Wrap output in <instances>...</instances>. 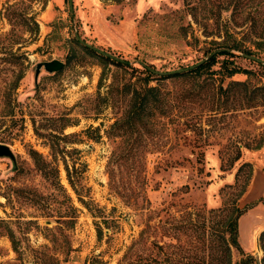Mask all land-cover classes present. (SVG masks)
<instances>
[{
  "label": "rangeland",
  "instance_id": "1",
  "mask_svg": "<svg viewBox=\"0 0 264 264\" xmlns=\"http://www.w3.org/2000/svg\"><path fill=\"white\" fill-rule=\"evenodd\" d=\"M71 2L72 17L66 0H0V143L15 160L13 165L0 157V264L197 262L200 229L186 228L190 218L199 225L200 212L234 202L247 205L238 218V244L258 261L264 103L262 91L251 87H264V0ZM30 17L38 24L32 39ZM74 31L133 68L143 61L158 71L193 64L211 49L237 47L185 83L163 85L186 96L183 109L171 117L181 115L176 133L170 124L167 131L160 124L153 128L150 119V136L110 138L106 130L114 109L102 96L126 78L135 80L137 72L83 49ZM247 50L262 63L241 56ZM51 59L62 61V68L41 69L34 80L35 63ZM233 66L245 73L226 77ZM112 96L122 99L118 92ZM63 114L74 121L59 133ZM52 141L59 150L52 165L74 209L58 190L52 194L28 154L33 149L49 159L46 143ZM64 165L76 168L85 205L70 189ZM170 242L178 245V255ZM238 258L232 249V263Z\"/></svg>",
  "mask_w": 264,
  "mask_h": 264
},
{
  "label": "trees",
  "instance_id": "2",
  "mask_svg": "<svg viewBox=\"0 0 264 264\" xmlns=\"http://www.w3.org/2000/svg\"><path fill=\"white\" fill-rule=\"evenodd\" d=\"M30 21L31 26L27 28L28 34L30 35L29 39H32V37L38 32V24L33 17H30ZM4 36H7V34H5ZM74 41L77 42L75 39ZM211 42L216 43V40H211ZM255 45L260 46V43H256ZM224 47V49L232 50L236 49L237 46L230 45ZM82 48L97 56L102 61H105V63L114 64L115 66L120 68H132L135 69L137 72V77L135 78V80H131V78H126L120 86H113L111 91L110 89L107 90L102 96L103 100L107 102L108 107L114 109L112 121L110 122V124L108 125V129L106 130L107 136L110 138L120 136L121 133H128L129 135L136 134L137 138L140 139L144 137V134L150 136L152 134V131L148 127L149 125H151V122L149 121L150 119H153V128L155 127V125L160 124L161 130L167 131L169 130L168 124H170L171 127L173 126V132L176 133L179 130L176 126L178 124L179 118H181V115L176 116L175 120L171 117L173 115V112L177 113L183 109V103L186 99V96L184 91H182L183 89L177 90L174 85L169 88H165L163 85L166 83V81L172 80H179V84L185 83L186 78L198 76V74L203 69H208V66L214 63L215 58L218 55H232V52L223 50L212 55L201 65L194 69L180 73H173L170 75H159L147 69L146 66L155 70L154 68L145 64L143 61L141 62L145 64L144 67L136 63V67L133 68L130 63L115 62L105 56L97 54L96 52L84 46H82ZM211 51L213 50L211 49L206 51L203 56L205 57ZM244 53L250 54L248 50ZM239 72L245 73L239 68L233 66L232 68L226 71L225 76L230 77L234 73ZM208 73L210 75L216 74L218 73V69L210 70ZM151 81L154 82L153 85L149 84ZM230 83L231 85L235 86H245L243 88L248 87L245 82ZM251 89L252 92H254L255 90L262 91L261 101H263L264 103V87L252 86ZM225 91L226 89H224L222 86L218 88L219 93H224ZM113 92H118L119 96L122 97V99L116 98L119 100H113ZM108 103L111 104L109 105ZM176 113H174V115H176ZM61 118L63 122L60 125L59 131L57 130V132L59 133H62V130L67 126L72 125V122L74 121H72L70 117H66L65 114L61 115ZM93 119H96V117L93 116ZM33 129L35 134L39 136L40 134L37 128L34 127ZM49 135L51 137V134ZM46 144L50 149L49 159L44 158L41 154H39L33 149H30L28 154L33 159V164L38 170L42 179L48 182L47 184L51 188L52 194L55 193L56 190H58L61 195L68 201L71 209H74L68 194L59 182L58 167L56 165H52V162L56 160V155L59 150H57L58 152L54 150L53 145H55V142L53 141L49 142V144ZM63 169L70 189L76 195L77 200L81 204L85 205V202L83 201L82 197L77 192L76 181H78L79 175L76 172V168L72 166V169L69 170L67 165H64ZM186 208L190 209V206L187 205ZM246 208L247 205H244L243 207H238L237 204L234 202L229 207L223 206L216 209L202 211L198 215L199 217H202V221L201 223H199V225H195L193 219L190 218V221L186 228L188 230H193L194 227H198L200 229V236L196 237L200 243V246L197 247V250L200 251L202 255L200 256V259L197 262L187 261L185 264H264V239L262 238L264 236V231L260 232L259 237L257 239V246L262 251V256L259 258L258 261H256L250 255V253L244 252L237 241L238 218L246 211ZM203 213L206 215L207 218L203 215ZM213 218H215V220L212 223L211 221ZM211 236H214V239H212ZM174 240L176 242L177 238H174ZM155 246L159 249V251H161V249L163 248V246L159 245L157 242L155 243ZM177 246L178 245L172 242L168 243V247L175 248L171 252L174 255L177 254ZM188 246L191 247L192 245L189 244ZM232 249L236 250L239 254V258L234 263H232L231 260ZM191 255L193 254L191 253ZM191 255L187 254V256H184V258H192ZM165 259L167 260L168 258Z\"/></svg>",
  "mask_w": 264,
  "mask_h": 264
},
{
  "label": "water",
  "instance_id": "3",
  "mask_svg": "<svg viewBox=\"0 0 264 264\" xmlns=\"http://www.w3.org/2000/svg\"><path fill=\"white\" fill-rule=\"evenodd\" d=\"M67 1V5H68V8H69V12L71 14V17H72V2L71 0H66ZM73 37L74 39L82 46L96 52L97 54H100L102 56H105L115 62H121V63H130L124 59H121L105 50H102L98 47H95V46H92L88 43H86L85 41H83L78 33L76 31L73 32ZM223 50H226V51H230V49H224V48H218V49H215L213 51H211L210 53H208L205 57H203L202 59L196 61L195 63L193 64H190L188 66H184V67H181V68H176V69H173V70H168V71H158V70H153L149 67L146 66L147 69H149L151 72L155 73V74H161V75H170V74H173V73H180V72H185V71H188V70H191V69H194L196 67H198L199 65H201L204 61H206L209 57H211L212 55L220 52V51H223ZM241 56L249 59V60H253L257 63H262V60L259 59L258 57H255L253 55H250V54H244L242 53ZM137 64H139L140 66H145V64L141 61H136ZM63 66V62L58 60V59H51V60H48V61H42V62H37L35 63L34 65V69H33V79L36 80L38 74H39V71L42 69L44 72L46 73H54V72H57L59 71ZM0 157H4V158H8L11 163L14 165L15 163V160H14V155L13 153L11 152V150L9 149L8 145L4 144V143H0Z\"/></svg>",
  "mask_w": 264,
  "mask_h": 264
}]
</instances>
